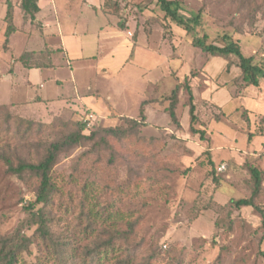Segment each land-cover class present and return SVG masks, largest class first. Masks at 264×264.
<instances>
[{"label": "rangeland", "instance_id": "374dc122", "mask_svg": "<svg viewBox=\"0 0 264 264\" xmlns=\"http://www.w3.org/2000/svg\"><path fill=\"white\" fill-rule=\"evenodd\" d=\"M7 1L13 5L18 32L31 40L23 52L36 50L28 52L36 54L35 59L29 58V63L34 68L51 67L47 54L61 53L58 42L51 40V45H46L43 23L37 20L38 16L35 22L24 19L19 0H0V6H6ZM91 1L98 5L107 1L120 5V12L114 17L117 22L128 25L125 36L139 48L140 58L136 61L142 69L130 66L110 84L113 92L119 95L114 99L116 109L101 103L99 109L94 110L89 105L81 107L77 103L80 111H76L78 118L73 120H85L93 115L84 135L97 127H124L125 119L140 120L139 107L143 101H148L147 121L140 136L162 139L164 142L159 148L163 143L166 147L154 161L150 153L143 150L136 151V155L120 151V158L110 164L108 149L95 150L93 143L73 146L59 155L52 174L56 185L54 204L45 209L55 235L62 239L63 248L58 249L65 250L66 244H70L82 255L90 252L94 255L91 261L88 258L89 264H116L118 259L125 258L118 253L105 255L103 247L98 246V238L87 239L80 232L86 219L84 216L82 224L78 223L79 210L74 204L81 198L83 184L94 181L101 194L98 197L100 206L106 205L114 192L120 197H115L112 215L126 216L125 222L138 223L129 240L133 243L131 253L135 264H143L153 252L159 255L157 264H264L259 256V248L264 252V241L259 247L264 233L260 216L251 208L236 210L230 206L221 213L213 208L251 195L245 162L263 149L258 146L255 151V146L247 147V137L259 134L264 126V81L259 88L246 86L237 58L211 56L195 48L185 31L166 19L157 0ZM177 1L182 4L179 15L184 19L191 20L192 14L202 12V23L196 31L199 36L207 35L209 43L217 46L224 45L223 36H232L242 52L254 56L255 65L264 70V0ZM81 2L86 4V0H47L51 6L43 19L51 25L53 21L67 22L69 4L81 6ZM5 10L0 7V15L4 16ZM15 40L18 49L25 42L19 35ZM4 41L0 37V53L5 52ZM52 45L57 49H50V52ZM16 59L15 56L4 61L0 59V82L5 80L4 76L13 74L15 64L22 67ZM56 64L57 68L63 67L61 58ZM61 76L65 75L61 73ZM185 79L189 80L194 96L199 119L196 128L204 132L205 140L190 133L189 96L183 89ZM106 85L101 84L100 89H85L80 95L106 93ZM6 86L0 83V106L11 104ZM178 86L175 114L183 127L176 130L168 108L171 94ZM36 99L35 96L23 98L24 102L18 101V107L11 108L12 114H9L46 127L37 128L39 132L22 141L4 127V132L0 130V156L14 153L29 162H38L43 156L40 145H48L66 134L63 127L53 122L68 110L67 105L53 107ZM0 112L8 114L4 110ZM0 123L5 124L4 120ZM54 124L57 127L53 128ZM72 127L74 129L69 126V131ZM260 165L264 171V161ZM222 167L224 169L219 170ZM26 178L24 181L18 179L0 164V239L14 236L23 224L26 225L22 233L27 236H32L36 230V227L25 229L28 225L25 208L34 203L38 183ZM71 196L73 203L69 201ZM260 204L264 209V194ZM122 228L127 231V225ZM47 252L40 243H34L24 253L20 264H43L48 261Z\"/></svg>", "mask_w": 264, "mask_h": 264}, {"label": "trees", "instance_id": "16d2710c", "mask_svg": "<svg viewBox=\"0 0 264 264\" xmlns=\"http://www.w3.org/2000/svg\"><path fill=\"white\" fill-rule=\"evenodd\" d=\"M20 7L24 12V19H30L31 22H35L36 15L39 13L37 0H19ZM158 8L165 14L166 19L175 24L183 31H185L187 37L191 40L192 45L200 49L202 52L211 56H218L222 58H229L234 56L238 59V66L241 71V79L246 86H252L259 88L261 81H264V70L255 65L254 56H246L239 46V43L234 40L232 36L225 35L222 37L224 43L223 46H217L213 43H209V37L207 35L199 36L197 28L202 23V12L192 14V19L187 20L179 15V11L182 10V4L179 1L157 0ZM7 11L4 18L6 23L5 42L3 50L6 51L9 47L10 38L16 33L17 28L14 25L13 19V5L7 1ZM105 9L112 15H118L120 12V5L117 2L107 1ZM39 55V54H38ZM36 54L25 53L19 61L27 69L32 68L29 58L35 59ZM183 89L189 96V116H190V133L193 135H199L203 140L205 134L203 131L196 128L199 119L196 114V105L194 104V96L189 84V80L185 79ZM180 87L172 92L170 97V106L168 108V114L170 119L176 126V130L181 129V125L177 121L175 114V107L178 102V91ZM144 105L141 107L139 114L140 120L125 119L124 127L117 128H103L97 127L95 130H91L89 135L83 133L88 130V124L84 120H73L78 118V112L73 110H65L57 121L53 122L57 126L63 127L62 130L66 132L62 136V140L58 139L49 143L48 145H40L39 149H43V156L38 162H29L16 156L14 153L6 155V153L0 156V164H2L7 172L17 176L18 179L24 181L29 177L38 183L37 191L35 192L36 199L34 203L29 204L25 208L28 215V225L25 229L36 227L32 236H27L22 233V228L26 224H23L16 234L10 238L0 239V264H20V260L23 258L24 253L29 251L30 246L34 243H40L42 247L47 249L46 262L48 264H89L94 254L88 252L80 254L79 250L75 246L66 244L65 250L58 249L63 248L61 243L62 239L55 235L52 222L48 220L47 212L45 211L51 204H54V195L56 194V185L53 181V170L56 165L59 155L66 152L73 146H79L85 143H93V149H108L110 152L109 163H115L121 156L120 151L128 154H135L136 151L143 150L150 153L153 161L160 158L159 152L166 147L163 143L159 148L160 143L164 142L162 139L145 138L140 136V130L146 125V116L144 114ZM17 105L0 106V111L4 110L8 114H2L0 112V121L4 120V126L0 123V130L4 132V127L7 131L13 132L19 139H27L34 136L39 132L37 128H45L46 126L40 123H36L32 120L21 119L18 116L10 115L11 108H17ZM12 114V113H11ZM65 115V116H64ZM54 124L53 128L57 127ZM69 126L72 127V131H69ZM57 129V128H56ZM260 135L264 136V126L261 127ZM257 134V135H259ZM254 134L249 135V141L252 140ZM136 155V154H135ZM264 159V153L256 154L245 164L247 173L249 174L248 187L250 189V197L242 198L238 200H230L227 206L214 205L215 210L224 212L230 206H233L236 210L242 208L253 209L261 218L262 228L264 229V209L260 204V197L264 194V172L258 166V163ZM210 165L213 166V162L210 161ZM86 183V182H85ZM83 184L81 191V198L75 202V207L79 210L78 223L82 224V221L86 219V223L81 226V234L85 238L96 237L100 241L98 246L103 247L105 255L108 253H118V256L124 255L122 260L118 259L116 264H135V258L132 256L133 243L129 242L130 236L133 233L134 227H137V222H125L126 216L112 215L113 206L116 204L117 199L120 197L114 192L109 195L110 200L106 205H99L98 197L101 195L97 192V184L94 181ZM73 197L69 198L70 202L73 201ZM36 207H41L36 210ZM122 223V226L120 225ZM123 225H127V231L123 230ZM121 226V227H120ZM77 230L79 228H76ZM99 232H101L99 234ZM66 239V238H65ZM69 241V238H67ZM264 241V233L260 238L259 247H261ZM102 251V250H101ZM79 252V253H78ZM124 253V254H123ZM259 256L264 261V252L259 248ZM159 261V255L157 253H151L147 260L143 264H157ZM35 264H42L37 262Z\"/></svg>", "mask_w": 264, "mask_h": 264}, {"label": "crops", "instance_id": "0c3cea01", "mask_svg": "<svg viewBox=\"0 0 264 264\" xmlns=\"http://www.w3.org/2000/svg\"><path fill=\"white\" fill-rule=\"evenodd\" d=\"M37 2L40 11L36 16H38L37 20L43 23L42 29L45 39L47 40L45 44L51 45V40L57 41L58 49L61 53L55 55L47 54L51 62V67L36 66V68L32 67L31 69H27L19 61V58L25 53L36 50L30 49L23 52L24 49L28 48L29 41L31 40L19 33L18 30L11 36V46H9L5 52L0 53V59L4 61V59H12L15 56V58H17L15 62L21 63L22 67L18 63L15 64L13 74L4 76L5 80L0 82L7 85V97L11 100L10 105H17L18 101L24 102L23 98L28 99L29 97L35 96L37 97L36 100L41 101L43 104H51L53 107L66 104L67 109L73 111L79 110L76 106L77 103L81 107L89 105L94 110L99 109L101 103L108 104L109 106L113 105L115 108V102L117 101H114V99L119 95L117 92H113L110 84H113V81L117 80L120 74L126 73L130 66H133L136 70L141 67L139 65L140 63L137 62L138 60L136 61V59L140 58L139 48H137L135 44H131L125 36L128 25L117 22L116 17H114L115 15L105 13V4H103V2H101V5H98L95 1L91 0H86V4L81 2V6L69 4L67 7V22L59 23L58 21L55 23L53 21L51 25L48 20L45 21L43 19V17L48 14L51 5L46 3L47 0H37ZM0 7L6 9V15L7 6L1 5ZM5 15H0V37L1 39L4 38V40L6 32V23L4 22ZM15 19L16 14L13 22ZM65 24H67V27L64 26ZM15 27L17 28L18 26ZM18 35L25 40L24 44H22V47L20 46L19 49L17 45L15 46V38L18 37ZM49 47L50 52L52 51L50 49L56 48L53 45ZM147 56L151 59H155V57L150 54ZM59 58H61L63 64L61 68L56 67ZM12 63H14V61H12ZM141 69L139 71H141ZM61 73L65 76L62 77ZM103 82L107 83L106 87H108L106 93L101 90L105 95L98 93H94V95L89 94V96L87 95L85 97L80 95L81 91L90 89L91 87L100 89L101 84H104ZM10 86H13V88ZM148 87L152 86L148 85ZM18 88H24L26 93L24 94L25 91L18 92ZM26 89H28V93ZM15 93L16 96L14 95ZM26 95H28V97ZM108 100L111 104H109ZM143 103H145L144 114L146 116L145 109L148 105V101H143L141 103L139 114ZM182 127L183 126H181V129ZM259 139L262 140L261 143L255 142L257 140L259 141ZM203 140H205V138ZM248 146H255V151L259 148L258 146H260L263 152H258V154L264 153V136L261 135V137H259L255 135L251 141H249L248 136L247 147ZM252 156H254V154H252ZM263 161L264 159L258 163V166ZM259 167L263 170L261 165Z\"/></svg>", "mask_w": 264, "mask_h": 264}, {"label": "built area", "instance_id": "2783aa9c", "mask_svg": "<svg viewBox=\"0 0 264 264\" xmlns=\"http://www.w3.org/2000/svg\"><path fill=\"white\" fill-rule=\"evenodd\" d=\"M91 119H93V115L88 116V117L84 120V122L88 124V123L91 121ZM222 169H224V168L222 167V168H220L219 170H222Z\"/></svg>", "mask_w": 264, "mask_h": 264}]
</instances>
